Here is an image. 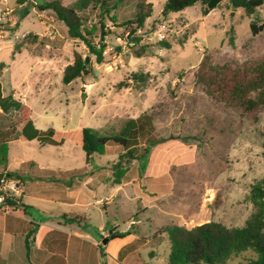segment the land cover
Wrapping results in <instances>:
<instances>
[{"label":"rangeland","instance_id":"rangeland-1","mask_svg":"<svg viewBox=\"0 0 264 264\" xmlns=\"http://www.w3.org/2000/svg\"><path fill=\"white\" fill-rule=\"evenodd\" d=\"M50 1L53 0H5L3 7L9 14L0 26V41L9 37L13 44L0 42V60H9L11 45L31 48L38 43L39 50L44 49L47 36L42 38L33 32L38 33L42 27L51 32L50 52H43L44 58H50L49 68L44 66L49 73V88L39 90L43 99L34 95L33 88L30 91V118L37 129L65 132L64 141L53 146L22 140L16 150L10 147L11 152L36 161L39 167L33 173H47L44 169L48 164L53 170L75 169L73 173L88 176L96 173L93 192L97 197L110 194V198L104 196L85 209L76 204L30 199L52 214L78 217L80 223L65 227L78 230L81 225L87 239L69 238L67 233L54 231L42 244L49 248V257L38 250L34 260L39 264H139L142 259L149 264H167L165 228L190 229L210 221L226 227L244 225L256 211L249 199L252 186L260 183L264 187V107L249 115L224 105L206 94L205 86L196 82L194 74L203 57L214 65L264 57V31L253 36L249 28L251 23H264V5L247 16L242 9H232L223 1L202 15L197 3L182 14L162 17L160 4L152 8L143 28L150 31L159 23L167 24L168 49L149 41L142 44L146 45L145 53L137 58L134 52L140 46L125 51L115 48L104 51L103 62L97 64L82 42L68 37L65 26L51 10L41 9ZM58 1L70 6L77 0ZM140 1H120L111 12L116 21H102L107 46L114 44L117 35L124 34L121 23L134 17ZM83 17L86 27L95 26L98 37L101 25L97 10L89 8ZM75 52L89 57V73L63 84L62 71L72 63ZM35 59L27 56L25 60ZM134 75L143 78L138 80ZM143 112L152 116L159 142L139 160L125 164L127 172L120 183L111 184L112 165L124 164V159L113 147L86 164L80 146L74 145L78 131L88 127L100 133L116 132L126 120ZM20 119L19 114L13 122ZM11 124L0 119V129ZM3 171L7 172L0 168ZM41 180L54 181L47 177ZM35 215L36 212L32 214ZM52 224L64 226L61 216H54ZM110 231L128 235L103 243ZM32 237L33 234L30 246L34 244ZM21 249L25 252L23 244ZM255 258L247 249L226 264H249ZM22 260L24 264L26 260Z\"/></svg>","mask_w":264,"mask_h":264},{"label":"trees","instance_id":"trees-1","mask_svg":"<svg viewBox=\"0 0 264 264\" xmlns=\"http://www.w3.org/2000/svg\"><path fill=\"white\" fill-rule=\"evenodd\" d=\"M122 0H77L70 6H64L58 0L45 3L41 9L51 10L56 19L61 22L69 38L79 40L85 46L88 55L94 57L97 64L103 62L105 45L102 32V21L109 18L116 21V16L111 12L115 10ZM223 1H227L230 8L242 9L247 16L252 15L257 8L264 5V0H141L137 4L138 12L131 20L122 22L125 31H133L135 27H143L144 20L149 18L152 8L161 4L160 14L167 17L169 14L181 12L184 9L200 3L202 15L216 9ZM89 8L97 10V16L101 29L96 35L95 26L86 27L83 13ZM133 25V26H132ZM128 27V28H127ZM250 32L253 36L264 31V23H251ZM98 38V41H94ZM229 44H232L231 38ZM146 46V45H145ZM144 45H141L134 55L137 58L145 53ZM158 48H169L165 40L157 43ZM19 47H15L17 51ZM118 49V48H116ZM5 69V64L0 61V73ZM89 64L79 53H74L71 64L65 66L62 71L61 81L68 84L71 81L86 76L89 73ZM196 82L203 84L206 94L212 99L235 107L242 112L254 115L264 107V57L250 58L244 62H227L222 65H214L208 57H203L195 71ZM142 80V75H134ZM21 104L11 96H3L0 84V117L11 110L18 111ZM20 121H13L9 129H0V167L5 165L7 144L6 142L16 136H22L27 141H39L41 143L59 146L64 141V133L48 129L42 131L36 129L30 119L29 109L23 107L20 113ZM22 125L20 131L16 126ZM159 142L152 116L143 112L134 119L126 120L116 132L100 133L92 128L83 127L78 131L76 143L84 153L85 163L90 164L93 158L105 155L110 148H116L124 164L118 162L112 165L113 183L119 184L127 172L125 164L139 160L148 153L149 147ZM264 148V147H263ZM264 158V150L262 153ZM264 187L257 183L252 186L249 199L254 204L256 211L244 225L226 227L219 222H205L186 229L180 226H171L164 229L167 238V264H226V262L241 251L252 250L256 258L249 264H264ZM8 206L21 205L19 197L6 198ZM66 223H80L75 216L64 214ZM37 225L24 235L25 257L28 259L30 250V237L36 231ZM128 232H109L103 243L113 239H121ZM28 264H33L28 262ZM139 264H149L140 259Z\"/></svg>","mask_w":264,"mask_h":264},{"label":"crops","instance_id":"crops-1","mask_svg":"<svg viewBox=\"0 0 264 264\" xmlns=\"http://www.w3.org/2000/svg\"><path fill=\"white\" fill-rule=\"evenodd\" d=\"M182 13L183 11H181L180 14ZM40 30L41 31L38 33L33 32V34H39L42 36V38L43 36H47V43L44 45V49L39 50V44L36 43L31 48H19L17 51H14L15 45H11L9 49V60L6 63L0 60L5 64V69L0 73L2 95L11 96L15 101H18L21 104V109L23 107H27L29 109V113H31L29 103L32 98V93L30 92L32 88L35 92L34 95L39 96L40 99L43 98L39 90H45L49 88V73L46 72L44 66L47 65V68H49L50 58H44L43 52L45 49H47V52H50L49 40H52V36H50L51 32L47 28L42 27ZM15 35H17V33ZM0 42L2 44L8 42L13 44V40L9 37L6 39V41ZM1 49L2 46L0 45V50ZM27 56H34L37 57V59L34 61H26L25 59ZM52 65L54 66L55 63H52ZM21 109L18 111L11 110L3 117H0V119H5L7 122L16 120L21 112ZM32 123L34 125L33 121ZM21 128L22 125H19L16 126L15 129L16 131H20ZM4 129H9V126ZM22 140H25L22 136H16L10 138L6 142V162L4 166L0 167L5 169L8 174L17 177L21 181L22 185L21 194L19 196L21 205L7 206L6 210L0 211V264H22V259L26 260L24 264L27 262L39 264V262L34 260L35 253L40 250L49 257L51 254L49 252V248L44 247L42 244L47 235L54 231L64 234L67 233L69 238L73 237L74 239L87 240L83 237L86 236V234L85 232H82L85 230L84 227H81V225L78 230H72L70 227H65L72 224L64 222L62 216L65 213L52 214L51 210H48L43 206L33 204L30 199H32V201L33 199H38L39 201L50 203L54 202L57 204H76V207L79 209H85L86 207L92 206L94 203H99L104 196L110 198V194L97 197L93 192L95 190L94 185L96 173L94 175L92 174L88 176L87 174L83 175V173H73L75 169L53 170L50 169L49 164L44 169V171L47 173H33V169L39 167L36 161L30 158L22 159L17 157L15 152H11L10 147L12 146L13 150H16L17 143L21 142ZM41 144L49 145L45 143ZM74 145L79 146L76 141L74 142ZM45 177L52 178L54 181L50 183L41 180ZM63 178H65V180H63ZM75 178L76 181H73ZM89 183L92 186L90 188ZM109 183L115 184L113 183L112 179L109 181ZM56 185L61 186L63 189H57ZM83 195H85L84 199ZM34 212L37 213L35 217L32 216ZM54 216H61L62 218L64 226H60V229L53 226L52 224ZM32 225H37V227L36 231L33 233L34 237H32L34 244L33 246H30L29 256L27 259L25 257V252H23L21 249V244H23L24 247V235L31 229H29V227H32ZM75 228H77L76 225Z\"/></svg>","mask_w":264,"mask_h":264},{"label":"built area","instance_id":"built-area-1","mask_svg":"<svg viewBox=\"0 0 264 264\" xmlns=\"http://www.w3.org/2000/svg\"><path fill=\"white\" fill-rule=\"evenodd\" d=\"M5 0H0V26L8 20L9 11L3 7ZM170 32L167 24L164 22L157 24V26L148 31L143 27H135L133 31H125L123 35H117L114 38V44L107 46V41L104 38V51H111L118 48L120 51L136 49L147 42H160L166 40ZM24 36V35H22ZM1 37V35H0ZM17 37V36H15ZM105 37V36H104ZM152 40V41H151ZM21 194L20 180L7 172H0V211L7 209L5 204L6 198L19 197Z\"/></svg>","mask_w":264,"mask_h":264},{"label":"water","instance_id":"water-1","mask_svg":"<svg viewBox=\"0 0 264 264\" xmlns=\"http://www.w3.org/2000/svg\"><path fill=\"white\" fill-rule=\"evenodd\" d=\"M89 61V57L85 58V63H87Z\"/></svg>","mask_w":264,"mask_h":264}]
</instances>
